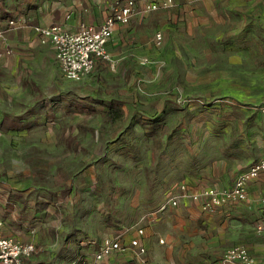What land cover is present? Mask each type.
Returning <instances> with one entry per match:
<instances>
[{
  "label": "rangeland",
  "instance_id": "374dc122",
  "mask_svg": "<svg viewBox=\"0 0 264 264\" xmlns=\"http://www.w3.org/2000/svg\"><path fill=\"white\" fill-rule=\"evenodd\" d=\"M46 1L0 0V14H6L0 16L6 29L0 36V120L19 121L15 128L0 122V201L14 200L9 196L15 193L25 201L21 213L0 202V236L35 244L18 264H76L88 249L79 236L115 237L138 228L144 253L134 248L92 263L222 264L237 243L252 252L261 213L246 230H233L228 202L204 209L182 195L181 185L190 191L200 179L222 189L248 167L196 172L214 161L224 164L228 147L243 144L244 127H255L241 122L254 118V107L264 112V0H239L251 4L250 38L245 51L236 42L232 59L219 61L228 71L194 60L192 44L173 38L155 44L145 34L116 46L115 66L104 60L81 80L65 76L52 43L41 40L28 18L25 27L7 26L10 18L32 17ZM172 27L179 29L178 23ZM231 30L219 39L212 35L215 45H202L204 53L227 54L222 42L232 40ZM172 196H180L178 204H169ZM170 225L182 231L168 239ZM252 254L264 264V249Z\"/></svg>",
  "mask_w": 264,
  "mask_h": 264
},
{
  "label": "crops",
  "instance_id": "0c3cea01",
  "mask_svg": "<svg viewBox=\"0 0 264 264\" xmlns=\"http://www.w3.org/2000/svg\"><path fill=\"white\" fill-rule=\"evenodd\" d=\"M118 1L123 2V0H47L45 3L38 7V10H31L32 17L25 16V18L23 19L28 22V20L26 19L28 18L31 21L30 27H32L33 30L34 24L52 25L58 23L62 24L68 30L75 31L79 29L81 23L83 22L99 26L105 20V18L114 11L115 5H117ZM135 1L136 5L142 8V6L146 2L155 0ZM174 1L175 5L171 9L167 7H160L159 9L152 10L150 12L138 11L132 17V21L127 23H117L111 38L107 42V49L110 52L111 57L113 59L117 57V52L120 49L116 46L119 45L123 40H128L129 38L134 39L136 37H142L143 35L147 34L149 35L150 40L156 44L157 42L155 34L156 32L161 31L163 33V39L160 44L170 42L172 41V38L174 40L179 39V42H181L180 44H184V46L192 44L195 46V48H197L193 54H189V56H193L194 60H201L210 67H220L219 69L228 71V68H230L229 65L226 63L222 65L219 63V61H230L232 59V55L228 54L231 50H237V48H234V46H236V42H238V44L242 46V51H245V40L246 44H249L247 43V41L250 38L249 29L251 24V4H238L239 0ZM242 2H244V0H242ZM261 8L263 9L264 14V6H262ZM4 20H0V24H3ZM174 23H178V30L175 27H172ZM227 24H229V26ZM143 28H145L146 31ZM228 28L232 29V40H227L224 43L222 42V45L226 47L227 54H224L222 58H219L218 56L213 54L214 52L204 53L205 48H202L201 46L206 44L215 45L213 39H219L221 34H223L222 31L226 32L228 31ZM244 30H247V32ZM212 35L213 39L210 40L209 38L212 37ZM202 38L204 39V43L201 42ZM182 39H184V41ZM242 55L244 54L242 53ZM238 57H241V53H238L237 51L236 58ZM247 57H249V54H247ZM210 60L211 63L209 62ZM102 61L104 60L98 59L96 64L102 63ZM221 74L223 75V73ZM252 113V115L254 116L253 119L249 118V120H243L241 122L242 125L245 126H255L253 130H249L247 132L246 127H244L243 133H246V135L244 137L243 144H234L231 145V147H228L229 151L226 154L227 158L224 164L214 161L211 163L209 170L206 171L197 169V173L218 172L222 170L235 173L236 171H240L244 167H249L254 161L264 158V112L257 111L256 107H254ZM238 123L241 124L240 122ZM238 158H243V162H240ZM241 165H243L242 168ZM235 178H233L230 184L226 187L231 186L234 183ZM194 186L196 188L190 191H197L208 187L209 185L205 186L203 184V180L197 179ZM263 197L264 172H262L259 177L250 180L248 184L247 199L240 201H229L228 205H226L227 223L230 222L232 224L233 230H236L235 228L237 227V225H240L241 228L246 230V225L248 224L249 220L254 216H260L261 210L259 211V209ZM181 209V207L178 208L176 212L181 211ZM170 210L171 208L168 211ZM190 216H192L191 219L194 218L193 214H190ZM259 216L256 217V219H258ZM176 217H179L181 219L179 215H176ZM168 218L171 217L169 216ZM168 221L170 220L168 219ZM229 227L231 226L229 225ZM138 229L132 234L126 231L122 233H124L128 239L135 236L139 237L140 242L143 244L144 233L140 234L138 232ZM180 231L182 230L178 228L177 225H170L168 226L164 234L168 239H170L180 233ZM148 234H146V236ZM259 235L260 240H251L249 244L252 252H260L264 249V234ZM105 237L108 236L95 238L93 236L84 234L79 236V240L82 239V241H80L81 244H86V242L89 240L100 241ZM86 245L88 249L84 250L85 254L88 255L89 264H93L92 261L95 260L93 256V251L96 248L95 243H89ZM246 247L248 248V246ZM132 250L118 253H129ZM252 252L250 251L251 254ZM111 255H107L102 259L96 261L100 262L105 258L110 257ZM260 258L264 259V256L262 255Z\"/></svg>",
  "mask_w": 264,
  "mask_h": 264
},
{
  "label": "built area",
  "instance_id": "2783aa9c",
  "mask_svg": "<svg viewBox=\"0 0 264 264\" xmlns=\"http://www.w3.org/2000/svg\"><path fill=\"white\" fill-rule=\"evenodd\" d=\"M174 0H155L146 2L141 11L150 12L160 7H170ZM134 0H127L124 3L117 2L114 11L109 14L99 25L81 23L79 29L71 31L62 24L40 25L34 24V30L39 34L43 42L50 41L55 48L56 58L65 76L71 80H81L95 67L98 59L110 61L115 66L110 52L107 49V42L111 38L117 23H127L138 12ZM7 26H25L26 20H15L10 18L6 21ZM6 29L0 26V36L5 35ZM157 44L163 39L161 31L155 34ZM264 172V158L254 161L245 171L241 172L234 183L222 189L208 186L197 191H188L185 184L181 185L182 195L189 194L192 199L201 203L204 209H212L229 201H240L248 198V184L251 179L257 178ZM180 196L169 198L170 205L178 204ZM165 207V206H164ZM261 216L256 225V231L264 234V197L260 205ZM2 220H0V224ZM138 232L143 233V228ZM160 242H164L160 238ZM87 244L95 243L93 251L95 260H100L115 252H124L136 249L139 254L146 251L145 246L140 242L139 237L127 238L124 233L115 237H105L100 241L89 240ZM35 251V244L32 241L15 239L10 236H0V264H18L22 258L30 257ZM76 264H89L87 254L77 258ZM222 264H262L244 244H235L227 249Z\"/></svg>",
  "mask_w": 264,
  "mask_h": 264
},
{
  "label": "trees",
  "instance_id": "16d2710c",
  "mask_svg": "<svg viewBox=\"0 0 264 264\" xmlns=\"http://www.w3.org/2000/svg\"><path fill=\"white\" fill-rule=\"evenodd\" d=\"M5 15L0 14V16H2L3 18L5 17ZM98 101L104 102L103 100H98ZM86 107L89 109H93V107L91 106H86ZM0 122L2 125L8 128H15L17 127V125H19V121L15 120L14 118H11L8 115L3 116ZM9 198H13L14 200L12 201L10 200L2 201L1 200L0 201L1 205H4L6 208L8 207L10 209L9 212L16 211L18 208H19L18 210L20 213L24 211L25 201L23 200V196L20 193L11 194Z\"/></svg>",
  "mask_w": 264,
  "mask_h": 264
}]
</instances>
